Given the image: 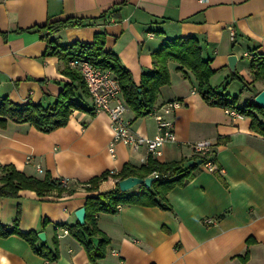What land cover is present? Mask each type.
<instances>
[{"label":"crops","instance_id":"obj_1","mask_svg":"<svg viewBox=\"0 0 264 264\" xmlns=\"http://www.w3.org/2000/svg\"><path fill=\"white\" fill-rule=\"evenodd\" d=\"M114 9L118 18L110 14ZM65 18H80L83 24L48 38L58 44L91 42L94 33L104 32L105 48L117 54L137 85L153 69L152 53L177 36L199 41L202 57L214 70L213 86L216 76L232 73L228 54L237 55L235 71L246 81L251 73L244 52L264 54V0H0V97L46 104L61 89L58 82L69 81L60 73L61 60L44 54L43 33L31 29ZM178 65L167 62L170 81L159 87L153 107L181 101L171 113L174 139L158 156L120 142L112 154L104 111L73 109L66 125L50 132L9 119L0 127V165L12 164L37 177H67L74 187L72 193L53 189L39 196L21 189L16 197H0L1 223L12 225L17 217L19 230L44 231L48 245L53 247L56 238L58 249L57 259L49 261L20 235L0 236V264H264V136L250 128L249 116L208 105L193 73L177 70ZM255 87V92L244 90L242 103L264 89L260 82ZM84 100L90 107L91 97ZM126 116L137 134L160 132L151 114L135 117L129 110ZM197 141L212 143L216 169L193 164L191 178L166 193L170 209L125 203L115 213L98 212L97 227L109 243L105 255L91 261L66 225L78 222L74 211L87 195L111 189L116 180H103L93 191L86 189L87 181L127 163L144 164L149 155L161 163L183 160L187 165L196 158L191 144ZM98 239L91 237L94 245ZM41 241L38 237L36 243Z\"/></svg>","mask_w":264,"mask_h":264},{"label":"trees","instance_id":"obj_2","mask_svg":"<svg viewBox=\"0 0 264 264\" xmlns=\"http://www.w3.org/2000/svg\"><path fill=\"white\" fill-rule=\"evenodd\" d=\"M118 10L110 12L113 17L118 18ZM101 17H105L102 13ZM83 24L82 19L65 18L60 20L47 21L43 25L34 26L35 29L46 39L47 45L45 55H54L62 62L60 73L69 78V81L58 82L61 89L54 99L46 104L28 100L18 103L8 96L0 97V127H4L6 121L27 122L37 130L50 132L58 127L66 125L69 115L73 109L92 111V107L86 106L84 99L90 97L89 91L80 72L70 66V60L84 58L94 66L108 68L117 79L122 93V98L135 117L150 114L154 107L159 87L168 84L170 81L167 62H177V70H190L197 80V91L203 100L211 106H218L224 109H233L240 114L250 117V128L264 136V107L257 105L254 101L237 105L235 97L229 96L223 90L211 85L209 80L214 70L209 65V59L202 57L201 46L194 36H177L167 39L161 43L152 53L153 69L143 73L140 83L137 85L116 53L105 48L104 32H96L91 42L73 40L65 44H58L55 39L48 38L49 33H55L64 27ZM252 53V52H251ZM251 79L246 81L240 74L233 71L231 78H237L241 82V89L255 92V82H260L264 88V54L253 53L249 58ZM93 112V111H92ZM194 166H187L183 160L171 162H158L151 155L146 162L139 166L124 164L117 171H103L99 175L91 177L87 181L86 189L96 190L99 182L108 178L116 180L115 185L106 191L89 194L85 198L84 222H75L66 225L67 231L84 247L88 258L95 261L105 255V247L109 243L106 236L96 224L97 213H115L118 205L131 203L147 206H158L162 209H170L165 195L176 185H183L192 176ZM168 175H165L166 172ZM152 172L158 174L151 181L150 186L137 185L130 190L121 191L117 180L128 175L145 177ZM61 178V177H60ZM60 178H51L46 173L43 177L27 175L17 170L12 164L0 165V197H16L21 189H30L39 196L50 193L53 189L60 192L72 193L74 187L64 185ZM18 234L24 238L32 250L49 261L58 257L57 240H52L53 247H50L45 240L37 244L38 236L34 230L21 231L18 229L17 217L12 225L0 222V236ZM98 236V243L93 244L91 237Z\"/></svg>","mask_w":264,"mask_h":264},{"label":"built area","instance_id":"obj_3","mask_svg":"<svg viewBox=\"0 0 264 264\" xmlns=\"http://www.w3.org/2000/svg\"><path fill=\"white\" fill-rule=\"evenodd\" d=\"M247 58L253 57V53L244 52ZM70 66L76 68L86 84L91 97V107L93 112L104 111L107 113L110 123L111 140L108 149L114 154V146L120 142L133 148L144 147L147 153L158 156L162 152V147L166 141L174 139V121L171 113L181 106V101L177 99L167 100L158 109H152L150 114L154 117L159 133L155 136H144L135 133L130 120L126 116L130 110L121 95V88L110 69L94 66L84 58H74L69 62ZM229 114L235 115V110L226 109ZM191 148L196 157L202 159L201 164L209 171H214L213 159L210 156L212 143L209 141H197L191 144ZM38 171L42 168L37 165ZM167 171L165 175H168ZM152 176H158L152 172ZM61 182L69 183L67 177H61ZM207 222L210 219H206Z\"/></svg>","mask_w":264,"mask_h":264},{"label":"water","instance_id":"obj_4","mask_svg":"<svg viewBox=\"0 0 264 264\" xmlns=\"http://www.w3.org/2000/svg\"><path fill=\"white\" fill-rule=\"evenodd\" d=\"M236 60H237V55L235 53H230L227 55V65H228V68L232 72L235 71ZM253 101L257 105L264 107V89H261L254 94ZM201 162H202V159L200 157H196L193 159H189L187 161V166H192L195 163L200 164ZM153 179H154V176H152V175H148L145 177H138L136 175H128L124 178L117 180V185L121 191H126V190H130L133 187H135L137 185H141V184L148 187V186H150L151 181ZM74 214H75L77 221L79 223H83L84 217H85V207L80 206V207L76 208L74 211ZM37 236L41 240H45V232L44 231L37 232Z\"/></svg>","mask_w":264,"mask_h":264},{"label":"rangeland","instance_id":"obj_5","mask_svg":"<svg viewBox=\"0 0 264 264\" xmlns=\"http://www.w3.org/2000/svg\"><path fill=\"white\" fill-rule=\"evenodd\" d=\"M247 64L250 63V59H244ZM216 83V88L219 90H223L224 92L228 93L229 96L235 97L236 104L239 106L243 105V92L244 90L241 89V82L237 78H231L230 75L227 78H221L216 76L214 79Z\"/></svg>","mask_w":264,"mask_h":264}]
</instances>
